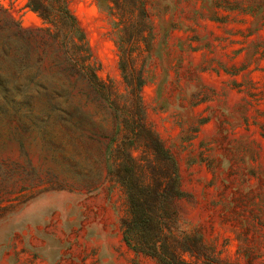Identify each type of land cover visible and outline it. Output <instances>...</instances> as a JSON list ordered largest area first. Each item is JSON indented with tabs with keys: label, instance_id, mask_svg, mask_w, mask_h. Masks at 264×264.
<instances>
[{
	"label": "rangeland",
	"instance_id": "obj_1",
	"mask_svg": "<svg viewBox=\"0 0 264 264\" xmlns=\"http://www.w3.org/2000/svg\"><path fill=\"white\" fill-rule=\"evenodd\" d=\"M64 1L74 34L0 0V264H160L125 243L114 175L156 160L150 135L198 262L264 264V0H137V42L97 0Z\"/></svg>",
	"mask_w": 264,
	"mask_h": 264
},
{
	"label": "trees",
	"instance_id": "obj_2",
	"mask_svg": "<svg viewBox=\"0 0 264 264\" xmlns=\"http://www.w3.org/2000/svg\"><path fill=\"white\" fill-rule=\"evenodd\" d=\"M110 1L113 5L103 4V0H97V3L108 9L111 16L118 17V22L114 23L116 26L121 25L117 31L124 35L122 41L132 37L137 42L142 37L143 29L135 31L134 34L129 33L125 19L138 9V19L134 24L140 20L139 25L143 26L147 17L145 8L137 4V0ZM27 5L38 12L44 21L53 24L57 28V33L60 31L59 22L66 19H70L73 34L75 30H80L77 20L70 14L67 2L64 0H28ZM143 83L144 80H139L137 89ZM150 137L151 142L146 147L153 151L156 160H150L144 168L130 153L129 164L121 169V172L117 169L114 173L127 198V212L120 220L125 243L134 252L148 255L160 264H230L208 259V256L199 263V247L195 243L188 246V243L180 241L175 235V211L172 208L173 200L177 195L175 165L165 155L161 141L156 136L150 135ZM165 170H169L166 180L160 176L161 171ZM185 255H188L189 259Z\"/></svg>",
	"mask_w": 264,
	"mask_h": 264
}]
</instances>
